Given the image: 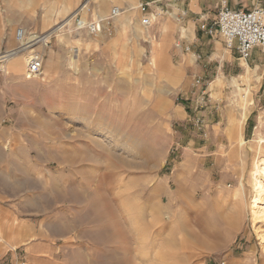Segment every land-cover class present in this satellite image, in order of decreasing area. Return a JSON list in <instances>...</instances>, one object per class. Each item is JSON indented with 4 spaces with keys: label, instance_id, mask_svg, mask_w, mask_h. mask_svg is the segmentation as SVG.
Instances as JSON below:
<instances>
[{
    "label": "rangeland",
    "instance_id": "rangeland-1",
    "mask_svg": "<svg viewBox=\"0 0 264 264\" xmlns=\"http://www.w3.org/2000/svg\"><path fill=\"white\" fill-rule=\"evenodd\" d=\"M82 1L0 0V264H264V68L183 61L168 0L148 26L142 0H92L82 19L122 9L97 35Z\"/></svg>",
    "mask_w": 264,
    "mask_h": 264
},
{
    "label": "built area",
    "instance_id": "built-area-1",
    "mask_svg": "<svg viewBox=\"0 0 264 264\" xmlns=\"http://www.w3.org/2000/svg\"><path fill=\"white\" fill-rule=\"evenodd\" d=\"M91 4L92 0H83L77 7L78 9L73 16L76 30L84 29L90 35H97L103 26L110 25L113 19L122 12L121 7L114 5L105 16L96 15L94 19H82L80 17L82 7L88 9ZM151 7L154 6L148 1L139 2L137 5L139 11L145 15L141 19V24L143 26H148L151 22L152 15L158 13H156V11L155 14L151 13ZM162 12L163 10L160 9V13ZM182 14L185 13L183 12ZM199 27L208 35H217L220 37L225 47L228 49H236L242 59H248L251 55V50L255 47H258L264 54V6H254L250 9L231 8L228 6L226 0H221L215 19L209 23L208 18L204 17V15H200ZM25 34V29L19 27L15 33L17 41L22 42L25 38ZM35 41L38 42L40 40L36 37ZM176 45L179 46L180 44L177 43ZM184 48L185 50H189L188 46ZM42 66V53L39 50L32 51L28 55L26 62V78H33L36 75H40ZM196 80L198 81V79ZM198 121L199 119H196V122Z\"/></svg>",
    "mask_w": 264,
    "mask_h": 264
},
{
    "label": "crops",
    "instance_id": "crops-1",
    "mask_svg": "<svg viewBox=\"0 0 264 264\" xmlns=\"http://www.w3.org/2000/svg\"><path fill=\"white\" fill-rule=\"evenodd\" d=\"M134 1L135 0H126L127 6L134 8L133 6ZM142 1H148L152 3V6L157 7V9H159L158 4H160L162 0H142ZM168 1H169V4L172 5V7L173 5L175 6V9L177 11L175 16L174 14H171V17L173 19L176 20L178 18L176 16L182 15L183 12L185 13V18L182 21V24L185 26V29L186 28L189 29V36L185 37L184 42L186 43V45L190 44L192 49L186 53L183 52V48H180L178 50V53L181 56L183 61H198V59L194 56L198 53L201 56L200 58L201 60L199 61H217V62L219 61L220 65H225L228 71H231L233 66L235 65L244 66L243 65L244 63L243 64L240 63L241 61H246L245 64L247 68L249 67L247 65V61H250L254 65L255 69L258 67L264 68V54L260 51L258 47H255L251 50V55L248 59H242L240 58L236 49L226 48L223 40L220 37L219 38L221 41L216 40V39H211L205 31L200 30L198 28L197 23H198V19L200 15H204V17L208 18L209 23L215 19L216 15H214L213 17H210L211 16L210 9L214 8L215 6L216 8H218V5L221 0H168ZM226 1L228 3V0ZM252 1L264 2V0H252ZM255 6H264V5L259 4ZM252 7H248V8L241 7L239 9H250ZM73 12L71 13V15L73 14ZM158 15L161 16L160 10L157 14L152 15V17L156 18V16ZM170 23L172 22H168L167 23L168 25H165V24L162 25L161 33L165 32L167 28L175 32L180 30L179 23H172V24ZM156 44L159 46V48L158 46H155V48H153L151 61H156V60L158 61L160 59V57L157 56V53L161 52L160 51L161 46L159 45L160 40L159 41L157 40ZM49 61H51V58H49ZM199 72H200V69H199ZM41 79L43 81L45 80V78H41ZM232 82H235V81L232 80Z\"/></svg>",
    "mask_w": 264,
    "mask_h": 264
},
{
    "label": "bare ground",
    "instance_id": "bare-ground-1",
    "mask_svg": "<svg viewBox=\"0 0 264 264\" xmlns=\"http://www.w3.org/2000/svg\"><path fill=\"white\" fill-rule=\"evenodd\" d=\"M46 36L47 35L44 34L42 36L35 35L34 37L35 38L38 37L40 41L45 42L47 40V38H45ZM23 48L25 49V46L22 47V49L20 50L17 49V52L24 50ZM17 52L14 51L11 54L5 53V55H3L4 58L9 59L11 61V64H14L15 69L19 66L20 61H21L19 55L14 56V54ZM26 62H27V59H26ZM37 76L38 75H36L35 77ZM256 174H257V177L259 178L260 183L257 184V187H256L255 195H256L257 203H255V205L252 208V215H253L254 220H260L261 222H264V203H263V200H259V198H261V195L264 194V158L258 159L257 164H256Z\"/></svg>",
    "mask_w": 264,
    "mask_h": 264
}]
</instances>
